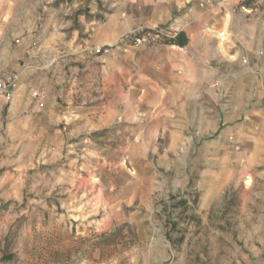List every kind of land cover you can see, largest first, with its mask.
Instances as JSON below:
<instances>
[{
	"label": "rangeland",
	"instance_id": "obj_1",
	"mask_svg": "<svg viewBox=\"0 0 264 264\" xmlns=\"http://www.w3.org/2000/svg\"><path fill=\"white\" fill-rule=\"evenodd\" d=\"M54 2L85 50L63 73L62 144L41 90L34 138L18 127L0 143V264H264V75L242 109L228 88L202 94L195 48L169 42L193 26L227 58L239 43L208 27L224 16L264 32V0H0V28L40 27ZM197 49L217 71L252 70Z\"/></svg>",
	"mask_w": 264,
	"mask_h": 264
},
{
	"label": "crops",
	"instance_id": "obj_2",
	"mask_svg": "<svg viewBox=\"0 0 264 264\" xmlns=\"http://www.w3.org/2000/svg\"><path fill=\"white\" fill-rule=\"evenodd\" d=\"M46 10L47 19L40 27L29 22L27 26L19 29L16 25L17 19L12 17L10 27L2 26L0 28V81L15 74L20 75V88L14 93L11 100H8L0 92V143L4 142L5 138H11L12 131L18 127L26 128L23 136L34 138L33 125L38 118V112L42 110L35 101L34 94L37 90H41L45 98V116L41 117L43 118L41 122L53 127L54 139L58 140V145L62 144L61 124L65 123V120L71 116L70 114L67 115L63 105L69 98L63 86L65 82L63 73L72 69L71 61L75 62L85 49L83 44L79 43L80 31L74 30L76 21L66 19L63 16L64 5L57 2L52 5L47 3ZM179 12L182 13L180 10ZM180 17L182 16L177 18V24L181 20ZM81 18L79 16V19ZM215 21L216 24H211L207 30L212 34L228 32L234 38L227 37L223 42L228 44L237 41L239 45L232 51L228 46L225 49L227 55L225 58L220 50L217 51L222 42L218 36L208 35L204 39L197 35L198 31L195 27L186 28L182 26L177 32L184 31L188 34L190 49L192 51L195 48L197 54V59L191 58L193 64L191 79L196 82V87L197 84L198 87L201 85L202 94L207 93L214 97L225 92L228 88L231 93H239L245 97V103L239 102L242 109L243 107L254 106L255 102L258 103L259 101L258 97L262 89L256 75L252 72L253 70H261L264 75V32L261 31L262 25L254 22L245 24L234 22L224 16L215 18ZM90 29L94 32V36L100 32V29L95 28V26L94 28L90 27ZM10 35L17 41L13 48ZM202 44L214 45L212 57L215 59L218 57L221 62H226L229 64V68L231 65H241L240 57L247 55L251 60L252 70L217 71L209 65L208 60L203 59V53L198 52L197 47ZM207 54L209 55V53ZM30 64H37L39 68H30ZM202 67H206L207 70L200 72ZM204 79L210 82L207 87L200 83ZM215 81L218 83L214 84ZM218 85L219 87H217ZM61 86L63 87L59 93ZM196 95L200 96L199 93ZM5 112H7L6 116Z\"/></svg>",
	"mask_w": 264,
	"mask_h": 264
},
{
	"label": "built area",
	"instance_id": "obj_3",
	"mask_svg": "<svg viewBox=\"0 0 264 264\" xmlns=\"http://www.w3.org/2000/svg\"><path fill=\"white\" fill-rule=\"evenodd\" d=\"M215 1V0H208ZM224 1V0H223ZM149 37L151 34L149 33ZM139 41V39H136ZM20 81V75L15 74L8 79L0 81V92L3 93L6 97L11 98L14 91L17 89Z\"/></svg>",
	"mask_w": 264,
	"mask_h": 264
},
{
	"label": "trees",
	"instance_id": "obj_4",
	"mask_svg": "<svg viewBox=\"0 0 264 264\" xmlns=\"http://www.w3.org/2000/svg\"><path fill=\"white\" fill-rule=\"evenodd\" d=\"M169 42L179 47L186 46L189 43L186 33L184 31L176 34V36L171 38Z\"/></svg>",
	"mask_w": 264,
	"mask_h": 264
}]
</instances>
